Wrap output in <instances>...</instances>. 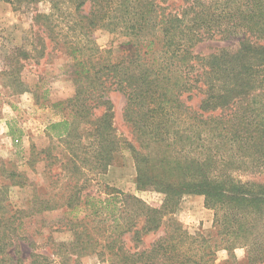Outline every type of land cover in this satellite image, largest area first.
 <instances>
[{
    "label": "trees",
    "instance_id": "trees-1",
    "mask_svg": "<svg viewBox=\"0 0 264 264\" xmlns=\"http://www.w3.org/2000/svg\"><path fill=\"white\" fill-rule=\"evenodd\" d=\"M8 1L50 5L48 14L34 18L43 28L39 54L44 34L55 49L66 47L74 94L54 104L68 114L49 126L66 151L56 156L50 147L33 148L27 159L34 171L45 162L66 173L56 176L54 191L39 190L24 171L1 169L8 184L0 186V264H80L90 255L109 264H213L218 245L190 233L175 216L187 195L203 196L206 207L217 210L218 225L230 237L224 247L230 258L238 244L258 246L264 186L238 176L264 169V0ZM98 30L123 40L116 57L97 44ZM212 42L225 46L206 55L196 51ZM22 56L31 53L15 49L11 62L19 64ZM14 74L8 73V86L26 91ZM111 92L125 98L127 136L113 127ZM82 125L88 148L77 145ZM124 153L133 160L137 190L164 195L159 209L116 190L107 197L85 195L89 213L83 218L37 219L63 207L74 211L82 188L65 196L71 174L86 184ZM13 186L30 190L27 208L11 203ZM34 220L40 227L30 235L27 225ZM65 231L72 240L57 242L53 234Z\"/></svg>",
    "mask_w": 264,
    "mask_h": 264
},
{
    "label": "rangeland",
    "instance_id": "rangeland-1",
    "mask_svg": "<svg viewBox=\"0 0 264 264\" xmlns=\"http://www.w3.org/2000/svg\"><path fill=\"white\" fill-rule=\"evenodd\" d=\"M49 12L50 5L44 2L27 5L0 0V186L8 184L1 170L3 167L16 168L18 171L26 172L30 181L43 191L46 189L54 191L52 186L56 176L66 175L65 172L62 173L59 165L48 167L45 162H41L37 164L35 171L27 165V159L33 148L35 152L40 153L50 147L56 156H59L62 151L65 152L67 148L64 142L53 137V132L49 131V126L61 121L68 114V110L63 106L56 107L54 104L64 101L74 94V85L69 75L71 70L70 57L66 53L65 46H59L55 49V45L50 42L46 34H44V55L40 56L39 52L43 51V47L37 44L36 39L37 34H41L43 28H40L34 18L37 14H48ZM95 39L103 50L112 49L114 57L119 52V44L123 42L122 39H117L102 30L95 32ZM223 46L225 43H205L200 45L196 51L206 55L218 51ZM17 48H24L31 53V57L24 59L22 56L18 60L19 64H16L15 61L11 62L10 57ZM12 71L16 73L14 74L16 77L24 82L26 91L15 93L8 86V73ZM108 99L113 104L112 123L115 132L117 129L119 135L127 136L129 131L125 127L123 119L126 103L124 96L120 93L111 92ZM102 113V110L98 111L97 116L102 115ZM87 129L86 125L79 128L81 140L78 141L77 145L82 148L89 146L85 134ZM12 131L17 142L11 136ZM72 142L74 141L70 143ZM68 147H71L70 144ZM71 175L73 179L70 180L69 184L63 186V191L68 197L75 195L78 188H82L80 191L81 203H75L79 206L74 211L63 207L37 217L38 220L44 219L47 223H52L61 217L83 218L89 213L83 207V202L86 201L85 195L98 198L107 197L113 192L115 193L116 190L137 195L153 208L159 209L163 203L164 195L157 190H137L135 166L128 153H124V156L117 162L115 157L106 172L100 173L98 176L90 175V180L86 184L84 178L79 179L78 175ZM238 177L243 182L256 181L264 186V169L259 170L257 174L241 173ZM65 181L67 180H63L64 183ZM62 184L55 187V194L61 190ZM11 188V203L17 208H27L31 196L30 190H20L16 186ZM175 216L190 233H200L218 245L213 264H264V215L254 234L255 238L260 240L258 246L238 244L231 250L233 258H230L231 254L229 255V251L224 248L228 245L226 242L230 241V237L218 225L217 210L207 208L203 196L187 195L183 197ZM38 220L28 223L27 228L30 235H33L34 231L40 227V224L36 222ZM44 232L45 238H47L49 230L45 229ZM53 237L57 242L72 240V234L68 231L54 233ZM35 239L42 241V237H35ZM254 252L255 254L259 253L262 261H255ZM80 264L109 263L90 255L81 258Z\"/></svg>",
    "mask_w": 264,
    "mask_h": 264
}]
</instances>
